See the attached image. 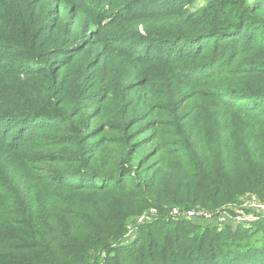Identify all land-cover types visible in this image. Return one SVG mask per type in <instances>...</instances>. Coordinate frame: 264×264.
<instances>
[{"label": "trees", "instance_id": "obj_1", "mask_svg": "<svg viewBox=\"0 0 264 264\" xmlns=\"http://www.w3.org/2000/svg\"><path fill=\"white\" fill-rule=\"evenodd\" d=\"M249 196L264 0H0V264H264V219L172 216Z\"/></svg>", "mask_w": 264, "mask_h": 264}, {"label": "rangeland", "instance_id": "obj_2", "mask_svg": "<svg viewBox=\"0 0 264 264\" xmlns=\"http://www.w3.org/2000/svg\"><path fill=\"white\" fill-rule=\"evenodd\" d=\"M193 211V210H188ZM202 219L212 220V227L223 226L225 228H232L234 231L239 229L249 230L253 225L264 219V203L257 200L254 196H249L238 200L235 204L221 208L210 213H204ZM148 222L154 221V215H147ZM142 223V221H140ZM138 224H132L131 231L137 232ZM136 239V234L127 236L124 245H127Z\"/></svg>", "mask_w": 264, "mask_h": 264}, {"label": "built area", "instance_id": "obj_3", "mask_svg": "<svg viewBox=\"0 0 264 264\" xmlns=\"http://www.w3.org/2000/svg\"><path fill=\"white\" fill-rule=\"evenodd\" d=\"M254 197H255V196H254ZM255 198H256V197H255ZM256 199H257V198H256ZM257 200H258V199H257ZM204 213H205V212H201V211H198V210H193V211H185V210H183V211H180L179 209H176V210H174V211L172 212V216H174V217H180V218H201V219H202L201 216H204V215H205ZM149 214H152V215L155 216L154 212H151V213H149ZM149 214H147V215H149ZM147 215H146L145 218H141V219H139V220L137 221L136 224L139 223V225H141V224L145 223L146 221H148V219H147ZM140 221H142V223H140ZM139 225H138V226H139ZM132 234H136V232L130 230V232L128 233V235L131 236ZM128 235H127V236H128ZM126 238H127V237H126Z\"/></svg>", "mask_w": 264, "mask_h": 264}]
</instances>
